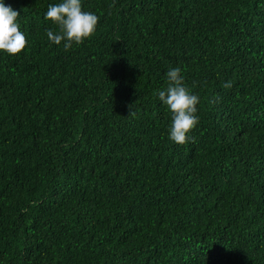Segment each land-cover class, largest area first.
<instances>
[{
    "label": "trees",
    "instance_id": "trees-1",
    "mask_svg": "<svg viewBox=\"0 0 264 264\" xmlns=\"http://www.w3.org/2000/svg\"><path fill=\"white\" fill-rule=\"evenodd\" d=\"M61 2L4 0L28 44L0 52V264H264V0H81L99 21L68 50Z\"/></svg>",
    "mask_w": 264,
    "mask_h": 264
},
{
    "label": "clouds",
    "instance_id": "clouds-1",
    "mask_svg": "<svg viewBox=\"0 0 264 264\" xmlns=\"http://www.w3.org/2000/svg\"><path fill=\"white\" fill-rule=\"evenodd\" d=\"M19 15L20 13L11 5H6L4 0H0V52L17 55L26 48L28 41L17 23ZM45 19L51 20L59 28V31L55 33L47 29L48 39L56 45L64 41L65 50L70 49L73 43L79 45L89 38L96 31L99 21L95 13L82 10L81 0H62L59 4L49 5ZM166 77L169 82L168 86L160 90L158 96L172 113L170 139L179 145L189 141L194 142V138L188 134L199 123L197 105L200 98L192 94L184 85L180 67L170 69ZM223 87L231 88L232 83L226 82ZM219 100L220 97L215 96L210 102L215 104ZM128 115L135 116L136 113L129 108Z\"/></svg>",
    "mask_w": 264,
    "mask_h": 264
}]
</instances>
